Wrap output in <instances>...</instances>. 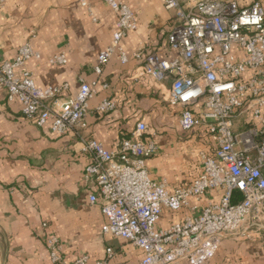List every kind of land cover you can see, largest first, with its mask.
I'll list each match as a JSON object with an SVG mask.
<instances>
[{
  "label": "built area",
  "instance_id": "built-area-1",
  "mask_svg": "<svg viewBox=\"0 0 264 264\" xmlns=\"http://www.w3.org/2000/svg\"><path fill=\"white\" fill-rule=\"evenodd\" d=\"M6 1L0 0V10ZM104 1L117 19L110 45L98 56L97 76L116 55L122 64L128 62L122 42L138 27L124 0ZM183 1L164 0L165 9L175 12L176 24L168 35L175 57L165 60L149 54L142 67L152 81L168 85L167 102L181 108L183 130L200 128L209 138L208 149L200 153L201 174L175 188L153 178L147 162L158 146L147 136L144 123L114 151L79 136L83 150L91 154L84 180L96 189L90 203L101 206L107 220L103 233L140 249V264H207L223 239H255L264 232V6L260 1L243 8L236 0H189L184 9ZM79 2L91 12L88 0ZM141 56L138 50L135 57ZM32 59L40 55L29 43L12 61L0 56V86L6 88L8 100H18L24 116L39 126L51 122L57 136L79 135L87 128L97 83L82 81L75 95L63 97L68 85L41 88L30 72L16 75ZM66 63L64 55L49 59L52 66ZM115 108L116 103L106 100L97 110L109 113ZM240 116L246 125L243 133L234 124ZM236 190L244 199L233 205ZM213 193L218 197L208 199ZM185 209L190 215L168 229L159 228L166 212ZM46 245L52 264H65L58 237L48 235ZM112 255L107 249V257ZM73 264L108 262L92 263L85 255Z\"/></svg>",
  "mask_w": 264,
  "mask_h": 264
},
{
  "label": "crops",
  "instance_id": "crops-1",
  "mask_svg": "<svg viewBox=\"0 0 264 264\" xmlns=\"http://www.w3.org/2000/svg\"><path fill=\"white\" fill-rule=\"evenodd\" d=\"M79 1L7 0L0 10L1 58L14 60L27 43L40 55L17 70L18 77L26 70L38 87L68 85L63 97L75 95L82 81L97 83L87 128L66 136L52 133L51 122L39 126L28 120L19 101H9L6 88L0 86V264H52L48 235L58 237L65 264L85 255L92 263H141L140 249L103 233L107 220L101 206L90 203L96 189L84 180L91 154L83 150L79 136L114 151L138 123H144L147 136L158 146L156 156L147 162L153 178L167 180L175 188L201 174L200 153L208 149L209 138L200 128L184 131L181 108L167 102L168 85L143 74L147 55L175 57L168 46L175 12L165 9L164 0H124L138 25L122 42L128 62L122 64L116 55L97 76L94 68L111 43L117 16L104 0H88L91 12ZM236 1L243 8L254 1L264 6V0ZM138 50L141 59L135 57ZM57 55H64L67 63L50 65L49 59ZM106 100L116 103V108L100 113L97 108ZM234 124L238 131L245 127L244 116ZM212 197L217 193L208 199ZM188 215L187 209L166 212L159 228L168 229ZM107 249H112V257H107ZM207 264H264V232L255 239H223Z\"/></svg>",
  "mask_w": 264,
  "mask_h": 264
},
{
  "label": "trees",
  "instance_id": "trees-1",
  "mask_svg": "<svg viewBox=\"0 0 264 264\" xmlns=\"http://www.w3.org/2000/svg\"><path fill=\"white\" fill-rule=\"evenodd\" d=\"M243 199H244L243 198V194L241 192H239V191L236 190L232 194V200H231V202H232L233 205H236V204L241 203L243 201Z\"/></svg>",
  "mask_w": 264,
  "mask_h": 264
},
{
  "label": "rangeland",
  "instance_id": "rangeland-1",
  "mask_svg": "<svg viewBox=\"0 0 264 264\" xmlns=\"http://www.w3.org/2000/svg\"><path fill=\"white\" fill-rule=\"evenodd\" d=\"M188 1H189V0L181 2V5H182V7H183L184 9H186V5H187ZM245 129H246V128H245L244 126L241 127V128L239 129L240 133H243V132L245 131ZM162 218H163V217H162ZM161 220H162V219H161ZM159 224H160V223H159Z\"/></svg>",
  "mask_w": 264,
  "mask_h": 264
}]
</instances>
